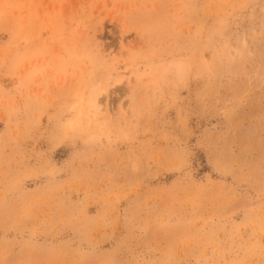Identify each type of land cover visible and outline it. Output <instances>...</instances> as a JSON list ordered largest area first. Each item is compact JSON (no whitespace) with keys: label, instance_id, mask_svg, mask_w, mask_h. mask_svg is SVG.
Instances as JSON below:
<instances>
[{"label":"rangeland","instance_id":"374dc122","mask_svg":"<svg viewBox=\"0 0 264 264\" xmlns=\"http://www.w3.org/2000/svg\"><path fill=\"white\" fill-rule=\"evenodd\" d=\"M0 264H264V0H0Z\"/></svg>","mask_w":264,"mask_h":264}]
</instances>
